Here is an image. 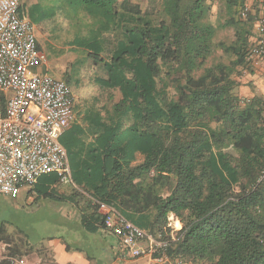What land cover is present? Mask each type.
<instances>
[{
	"label": "trees",
	"instance_id": "1",
	"mask_svg": "<svg viewBox=\"0 0 264 264\" xmlns=\"http://www.w3.org/2000/svg\"><path fill=\"white\" fill-rule=\"evenodd\" d=\"M245 2L161 0L157 12L132 0L22 2L35 26L52 22L53 39L87 52L106 95L79 113L75 103L80 123L61 138L87 231L105 228L113 208L169 237L173 213L170 256L264 264V97L238 93L256 21L242 16ZM223 26L235 31L230 43L216 41Z\"/></svg>",
	"mask_w": 264,
	"mask_h": 264
},
{
	"label": "built area",
	"instance_id": "2",
	"mask_svg": "<svg viewBox=\"0 0 264 264\" xmlns=\"http://www.w3.org/2000/svg\"><path fill=\"white\" fill-rule=\"evenodd\" d=\"M22 2L0 0V195L11 198L46 174H56L62 184L73 182L61 136L75 120V96L64 79L40 70L47 65V55L39 48L35 24L22 13ZM248 11L245 7L242 16ZM258 31L264 33L263 18ZM255 57L264 58V36L249 49L248 59ZM105 223L119 238L120 253L148 256L161 264H192L168 253L178 230L173 213L168 216L170 235L164 238L113 208ZM0 264L24 262L22 257L6 255Z\"/></svg>",
	"mask_w": 264,
	"mask_h": 264
},
{
	"label": "rangeland",
	"instance_id": "3",
	"mask_svg": "<svg viewBox=\"0 0 264 264\" xmlns=\"http://www.w3.org/2000/svg\"><path fill=\"white\" fill-rule=\"evenodd\" d=\"M30 1L23 0L25 3H29ZM132 1L139 2L143 9L151 12H157L160 9L161 0ZM250 1L246 0L243 7V9L249 7L247 15L251 13L252 4ZM222 8L223 5L215 1L212 8V19L216 25L224 22V15H221ZM52 24V22H48L40 27L36 25L38 41L42 50L47 55V65L43 66L40 70L48 72L57 78H62L65 81L68 77L71 79V83L68 81L67 83L73 90L77 113H79V110L87 101H91L95 96L101 101H105L106 95L93 83L92 79L98 70L95 71V65L88 57L87 52L79 48L64 45L53 39L49 32ZM234 38V29L223 26L218 30L216 41L230 43ZM221 55V51L216 53V57H220ZM247 72L248 70H244L238 75L241 83H244L247 79ZM76 116H78L79 120L81 119L78 114ZM64 185L70 188L72 184ZM27 190L26 187L23 188L17 198L0 195V257L29 254L32 252V247L47 245L49 237L61 231L59 225L62 218L61 214H66V211H58L55 203L49 202L39 205V201L28 198ZM192 264L208 263L196 261Z\"/></svg>",
	"mask_w": 264,
	"mask_h": 264
},
{
	"label": "crops",
	"instance_id": "4",
	"mask_svg": "<svg viewBox=\"0 0 264 264\" xmlns=\"http://www.w3.org/2000/svg\"><path fill=\"white\" fill-rule=\"evenodd\" d=\"M250 2L251 13L256 17L252 37L255 42L264 36L258 31V21L264 19V0ZM238 93L244 101L254 96L264 97V58L252 59L247 79L241 83ZM78 123L80 120L76 116L65 132ZM70 184V188L65 186L57 181L56 174L50 173L41 176L31 187L26 186L30 200L39 201V205L55 203L58 211L65 210L66 214H61V231L50 236L47 245L32 247V252L20 256L24 264H161L152 262L148 256L132 257L128 252L120 253L119 238L106 227L96 232L87 231L81 225V214L86 204L80 197L70 196L76 188L80 189L74 182ZM108 210V207H103V211Z\"/></svg>",
	"mask_w": 264,
	"mask_h": 264
}]
</instances>
